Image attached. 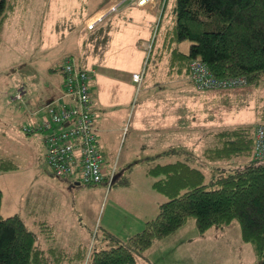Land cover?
Here are the masks:
<instances>
[{"label":"rangeland","instance_id":"1","mask_svg":"<svg viewBox=\"0 0 264 264\" xmlns=\"http://www.w3.org/2000/svg\"><path fill=\"white\" fill-rule=\"evenodd\" d=\"M122 1L18 0L15 9L0 28V154L13 157L18 164L16 170L0 171V188L3 192L0 213L3 216L19 215L26 226L37 233L36 244L40 247H47L50 243L62 245L69 251L79 243H85L88 247L95 243L98 249L111 247L112 243L107 238L101 240L102 224L108 217L116 215L118 219L113 223L119 227L126 223V218L136 215L135 208L130 204L139 187L152 183L150 176L145 173L148 165L154 162L187 161L199 167L208 182L216 174L232 171L246 163L239 157L230 160L207 159L204 151L214 143V133L238 126H251L254 131L257 125H264V78L258 86L245 84L227 89L198 90L188 77L175 76L178 79L169 81V77L174 76L169 73L166 60L158 63L154 61L146 46L141 63L137 66V72H145L149 80L144 85L143 94L155 97L154 100L148 98L151 106L153 101H157L155 95L165 94L161 100H164L162 110L174 114L175 120L186 112L184 123L189 124L190 134L186 132L183 141L181 136L176 137L175 144L177 140L181 143L175 147L160 145V152L165 153L157 155L158 151L153 150L150 156L145 154L152 152H145L134 145L135 140L130 133L125 137L126 129L117 135L111 134V138L114 137L111 139L113 152L111 154L102 150V164L105 168L108 165L109 171L116 168L120 174L115 183V180L111 181L114 176L107 178L108 182L111 181L110 186L114 184L112 194L106 197L109 188L107 182H79L64 196L56 192L53 188L55 185L39 176L43 170L49 171L44 158L45 132L33 131L28 134L26 129L41 123V114L36 111H41L43 105L53 101L47 102L53 91L51 82L60 81L59 67L66 59L79 66V57L87 53L95 40L117 45H128L133 41L135 32L129 29L133 26L127 24V13L128 10L137 12L138 7L130 0H125L123 4ZM174 3L175 0H166L164 15L172 10ZM113 5H119L118 9L111 11ZM120 10L123 11L118 13ZM98 15L104 21L97 23L94 30L89 29V24L95 22ZM146 17L155 30L159 17L149 14ZM165 22V19L161 21V27ZM189 44L188 40L183 39L176 46L188 51ZM20 88L25 91L21 96L23 103L27 101L33 107H38L26 108L27 116L26 113L23 115L24 108L19 107L20 101H14V94ZM172 102L176 106L169 109L168 105ZM182 146L187 147L186 153H182ZM172 148H175V152L171 151ZM152 192L162 199L161 202L166 199L161 193ZM110 201L122 203L121 213L113 209L108 214L106 208ZM38 220L59 221L55 231L53 229L55 240L45 238L44 232L40 233ZM227 226L226 231H217L221 239L205 235L189 248H180L176 243L197 232L194 219L190 218L183 230L179 228L172 233L173 237L161 238L164 248L175 245L162 252L164 261L166 264H252L255 256L251 245L241 239L238 222L233 220ZM141 227H128L126 230L134 228L136 232ZM211 230L213 232L216 229L213 227ZM158 240L153 243L154 246L160 242ZM136 264L150 263L137 256Z\"/></svg>","mask_w":264,"mask_h":264},{"label":"trees","instance_id":"2","mask_svg":"<svg viewBox=\"0 0 264 264\" xmlns=\"http://www.w3.org/2000/svg\"><path fill=\"white\" fill-rule=\"evenodd\" d=\"M17 2L0 0V28ZM165 4L166 0L159 6L149 56L152 54L155 61L165 59L172 76L190 80V60L197 59L217 77L243 76L246 84L261 83L264 0H175L172 10L164 15ZM163 19L166 22L161 28ZM183 39L190 42L188 51L176 46ZM14 101L24 104L19 99ZM39 114L42 119L43 114ZM26 133L33 130L26 129ZM253 135L251 126L227 127L214 133V143L204 151L207 159L239 157L246 163L216 174L208 182L204 172L187 161L148 165L145 173L152 180V188L166 199L140 230L125 239L102 228L101 240L111 241L109 248L98 249L95 243L91 247L79 243L71 251L53 243L40 247L36 244L37 233L19 215L0 213V264H136L137 256H143L156 240L173 233L190 218L194 219L199 234L211 227L222 229L236 220L241 239L252 247L253 264H264V160L252 159ZM16 169L18 164L13 157L0 154V171ZM2 197L0 188V206ZM38 226L45 238L55 240L50 224L41 221Z\"/></svg>","mask_w":264,"mask_h":264},{"label":"crops","instance_id":"3","mask_svg":"<svg viewBox=\"0 0 264 264\" xmlns=\"http://www.w3.org/2000/svg\"><path fill=\"white\" fill-rule=\"evenodd\" d=\"M123 10H120L118 13H121ZM160 10L161 9H159L156 4H149L144 7H138L137 12H135V10H128L127 14L129 20L127 24L132 25L133 27L129 29H133V31L135 32L133 35V41L130 44L127 45L126 43H124L117 45L111 42H102L95 40L92 41V44L89 47L87 53L82 55V57H79V62L77 64L90 71L91 77L89 80V86L92 95L91 109L94 113V123L96 126V144L102 153V150H105L104 152L109 151L112 154L113 149L111 139L114 137L111 138V134L116 133L117 135L124 129H126L125 137L128 133H130L131 138H134L135 140V146L139 147V149L142 148V150H144L145 152H152L153 150H157V155L165 153V151L160 152V145L165 144L175 147L174 145H178L185 139L184 137L186 132L190 134V128L188 126L189 124L184 123L185 117L187 116L186 112L183 113L182 117L178 118V120H175L174 114L171 115L170 113H165L162 110L164 109V104H162L164 100H161L166 96L165 94L158 93L157 95H155L157 98L156 103H154L153 101L152 106L149 105L148 102L150 100H154L155 97L150 94H143L145 91L144 85L149 82V80L146 79L145 72L141 73L142 77L140 82H134L131 78L132 74L137 72V66L141 63L142 54L143 51H146V46L148 47V51L150 52V40L156 30V27L155 30L151 27L146 14H149L152 17H159ZM98 17L100 16L98 15L97 18ZM103 21L104 18L100 22H98V24ZM95 28L96 26H94V28L92 29L94 30ZM114 45H116L117 47ZM96 46L98 48H96ZM162 61L165 62V59L157 61V63ZM174 79L176 80L178 78L174 76L171 78L169 77L168 80L174 81ZM186 80H188V78H186ZM62 81L63 78L61 74V79L58 83L51 82L53 91H51L52 94L47 102L57 99L62 94ZM165 82L167 83L168 81ZM148 98L151 99L148 100ZM25 102V104L19 106L20 109L21 107L22 109L24 108L23 115H25V113L26 116L28 115L26 108H38L33 107L34 105L28 103L27 101ZM175 106L176 104L174 102L168 105L169 109H174ZM178 114L180 113L178 112ZM170 117L172 118V120L170 119ZM126 124L128 125L127 127L125 126ZM179 136L182 137V140H177L175 144V138ZM182 147V153H186L187 147ZM172 149L173 150L171 151L175 152V148ZM150 155H153V152L149 155L145 154V156ZM109 168L108 165L105 168L106 178H109L113 174L112 177H114L111 178V181L115 179L117 180L120 174L117 172L116 168H111L110 171L108 170ZM46 171L43 170V172H40L39 176L41 178H45L46 180L48 179L47 181L49 183L55 185L56 187L53 188L62 196L66 195V192H69V190L72 189L73 185L77 184L76 180L73 178L63 179L55 177L50 168L49 171ZM116 180L113 183H115ZM111 181L109 180L108 182L107 179L104 181L108 183L109 187L106 197L112 194V186L114 184L112 183V185L110 186ZM152 191L154 190L151 188V184L143 188L139 187L136 192L137 195L135 199L131 200L130 204L131 207L135 208L136 215L134 214L133 216L126 218V223H124L122 226L119 225L120 228L115 226V224L113 223L116 219H118V216L114 215V217H108L106 220H104L102 228L105 230H109L121 239H125L129 235L133 234L135 230L134 228L143 226L144 222L147 219L153 217L157 212L158 204L162 199L158 196H154ZM116 196H118L119 199V193L117 195V191ZM106 209L108 214H110L112 212L111 210L113 209H118L117 212L121 213L120 210L123 209V206L122 203L119 204L115 201H110ZM155 209L156 211H154ZM57 216L61 217L60 215ZM43 221L47 224H50L53 227L54 231L55 227L59 224V221L54 220ZM37 222L39 223L41 222V220H38ZM184 226L185 225L181 226L180 228L183 230ZM128 227L134 228L126 230V228ZM124 229L126 231H123ZM211 229H213V227L207 229L203 234H199L198 232H196V234L189 235V237H185L183 241L176 244H178L180 248L186 249L192 246L197 239H199L200 237H204L205 235H214L221 239V236L217 231H220L222 233L226 231L227 228L225 227L220 229L215 227L216 230L210 232L212 231ZM172 235L173 234L171 233L165 236V238L173 237ZM169 240L170 238L168 239V241ZM158 241L160 242H158L156 246H154V243L144 252V255L141 256L150 264H166L164 258L162 257V252L171 248V246H175L171 245L168 248H164L165 244H162V239H159ZM170 242L171 241H169V243ZM244 249L246 252H248L246 248ZM155 256H157V259ZM227 264H230V262H228Z\"/></svg>","mask_w":264,"mask_h":264},{"label":"built area","instance_id":"4","mask_svg":"<svg viewBox=\"0 0 264 264\" xmlns=\"http://www.w3.org/2000/svg\"><path fill=\"white\" fill-rule=\"evenodd\" d=\"M125 1V0H124ZM122 1V3L124 2ZM138 7L156 4L159 8L165 0H130ZM119 5L111 6L117 10ZM98 17L89 24V29L100 22ZM189 77L198 90L227 89L245 85L243 76L220 78L210 71L200 60L192 59L189 64ZM62 74V94L55 100L41 107L42 121L27 130H43L44 158L46 164L56 177L73 178L76 182L95 184L106 177L103 153L96 144V126L94 113L91 109L92 95L89 86L90 71L77 66L66 59L59 67ZM142 74L135 72L131 78L140 82ZM24 90L16 92L14 99L21 100ZM252 159L264 160V125L254 129ZM113 175V174H112ZM111 175V177H112Z\"/></svg>","mask_w":264,"mask_h":264},{"label":"water","instance_id":"5","mask_svg":"<svg viewBox=\"0 0 264 264\" xmlns=\"http://www.w3.org/2000/svg\"><path fill=\"white\" fill-rule=\"evenodd\" d=\"M77 184L79 183V182H76Z\"/></svg>","mask_w":264,"mask_h":264}]
</instances>
